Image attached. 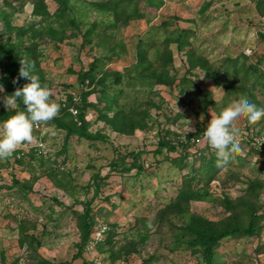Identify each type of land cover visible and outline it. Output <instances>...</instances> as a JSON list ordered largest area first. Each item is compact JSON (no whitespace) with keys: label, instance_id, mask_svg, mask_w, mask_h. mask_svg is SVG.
I'll return each instance as SVG.
<instances>
[{"label":"rangeland","instance_id":"1","mask_svg":"<svg viewBox=\"0 0 264 264\" xmlns=\"http://www.w3.org/2000/svg\"><path fill=\"white\" fill-rule=\"evenodd\" d=\"M19 1H12L13 7L4 6L11 13L12 24L37 27L41 18L31 13V3L25 1L20 6ZM92 1L98 0L70 2L73 11L68 12L69 16L83 21L80 31L64 25L67 37L61 42L47 36L35 39L41 68L52 83L51 100L60 104L67 95L77 100L81 88L86 86V82L80 83L78 74L90 70L98 78L106 71L109 74L106 91L117 94L119 104L125 109H146L147 127L135 129L131 134L119 133L97 120V112L88 108L85 118L90 122L89 131L102 137L88 140L69 137L64 147L65 132L50 121L34 127L31 143L22 144L16 150L20 152L15 151L6 160H0V264H32L41 258L55 263L91 264L83 257L72 259L77 251L75 244L80 239L73 211L80 212L82 202L91 197L95 221L116 226L117 243L113 250L147 236L139 245V252L122 254L114 261L108 253L99 252L104 264H203L185 245L175 242L178 228L189 213L212 221L223 220L230 213L225 209V202H221V196L237 202L251 183L262 184L254 194L256 199L254 196L251 199H255L254 206H261L264 211V164L254 161L250 151L241 149L239 157L221 168L208 186L210 195L218 199L190 201L189 212L168 213L160 221V210L168 205L181 183V176L188 170L179 171L172 161L179 150L154 151L161 133L169 131L184 136L191 128L196 131L199 125L207 128L212 113L219 115L222 109L242 98L251 101L250 92L258 103L255 105L264 107V79L262 85L250 87L249 93L234 94L230 90L228 93L201 67L190 68L185 52L203 54L217 66L226 56L243 61L244 54L249 57L247 64L264 68V39L261 37L264 13L256 8L255 0H163L157 9H149L141 0L144 18L126 24L120 21L111 27L112 16L93 9L89 4ZM45 2L48 10L55 12L56 3ZM3 3L0 0L1 8ZM206 3L208 6L202 12L201 7ZM94 21V30L84 37ZM164 21L166 25L162 24ZM52 25L59 28L56 22ZM184 29L191 30L187 37L189 45L182 51L177 50L176 42L168 46L172 61L167 73L174 77V82L150 85L140 79L137 74L145 64H139L138 51L149 48L148 57L153 60L156 52L159 56L163 50L168 33L176 37ZM0 41L16 43L20 52L32 42L28 36L18 38L14 34L0 35ZM157 62L158 59L154 64ZM116 77L120 80L118 83H114ZM181 78L188 79L186 84L180 83ZM92 87L94 85L87 89L92 90ZM196 88L209 91L213 104L205 106L201 101L204 95ZM4 95L5 92H0V97ZM87 100L100 106L98 89ZM3 107L0 102V109ZM68 110L73 115L76 112L71 107ZM238 126L264 131V119L249 125L242 118ZM203 143L189 149L186 158L189 164L199 166L200 157L195 152ZM130 152L139 154L138 160L143 166L140 170L134 167L122 171L132 162L131 156H127ZM123 155H126L124 163L119 161ZM208 157L206 154L205 158ZM19 158L21 161H17ZM115 161L118 170L111 168ZM22 229L27 231V237L21 233ZM212 262L264 264V219L254 236L221 240Z\"/></svg>","mask_w":264,"mask_h":264},{"label":"trees","instance_id":"2","mask_svg":"<svg viewBox=\"0 0 264 264\" xmlns=\"http://www.w3.org/2000/svg\"><path fill=\"white\" fill-rule=\"evenodd\" d=\"M12 1L15 0H3V8L0 7V21L2 24L0 35L14 34L18 38L28 36L32 42L27 46H24L23 50L20 52L16 43L0 41V85L3 86L6 95H11L17 87H22L25 83L29 82L25 78H20L18 84L13 83V80L18 77L20 60L23 58L30 64L35 65L34 72L39 76L40 83L42 85L46 84L50 89L52 83L47 80L41 68L40 57L36 52L38 44L35 42V39H41L47 36L55 42H61L67 37L64 35V25L74 27L80 31L79 25L81 23L83 24V21L80 18L76 19L73 16H69L68 12L73 11V6L70 4L71 0H53L57 5L56 10L53 13L48 10L45 0H20V6H23L25 1L31 3V13L34 16L40 17L41 21L37 27L33 24L28 27L17 26L12 24L11 13L4 8V6L13 7ZM140 1L141 0H98L92 1L89 4L93 9L98 10V12L111 15L112 21L109 25L115 27L120 21L126 24L132 20L145 17V11L141 9ZM144 2L149 9H157L163 4V0H144ZM255 5L256 8H261V12L264 13V0H255ZM207 6L208 3L203 5L201 11L203 12ZM55 22L58 23L59 28L53 27L52 24ZM166 23L167 22L164 21L162 24L166 25ZM95 24V21L92 22V27H89L85 31L84 37L91 34V31L95 28ZM190 31L185 29L181 30L176 37H173L172 33H168L167 38L163 43V50L159 52V56H157L156 52L153 60L148 57L149 48L139 50V64H145V66L142 71L137 74L138 77L147 80L150 85L172 84L174 82V77L169 76L167 73V67L172 61L171 52L168 50V46L170 42H176L177 50H184V47L189 45L187 37L189 36ZM261 37L264 39V34L261 35ZM185 52H187V61L190 68H194L195 66L201 67L210 74L216 84L223 85L228 93L231 91L234 94L236 92L246 94L251 91L250 87L254 84L262 85L261 80L264 79V68H260L259 65L253 66L252 64H247V60L249 59L247 55L242 54L244 60L240 62L237 58L226 56L223 59L222 64L217 66L214 62L207 60L206 56L203 54L197 55L192 50H186ZM155 59H158L156 64H154L156 62ZM108 75V72L106 73L105 71L104 74L95 78L90 70L82 73L80 72L78 74L80 83L83 85L86 82V86L80 90V97L77 100H73V96L67 95L65 102H59V115L51 120L50 123L65 132V143L63 147L66 146V141L69 137H77V140H88L102 137L99 134H93L89 131L88 127L90 122L85 118L88 108H92L97 112V120L103 121L112 130L119 133L131 134L135 129H144L147 127V118H145L147 115L146 109L144 111H138L136 108L125 109L119 104L117 94H110L106 91V79ZM119 81L120 80H118L117 77L114 79V83H118ZM187 81V78H181L180 83L186 84ZM248 84L251 85L247 86ZM91 85H94V87H92V90H88L87 87H91ZM96 89L100 92V100L98 102L99 104L101 103L100 106L97 103L89 102L87 100ZM197 90L204 95V99L201 101L205 106L213 104V101L209 96V91ZM249 99L253 104H258L252 92L249 93ZM149 106L150 105H148L147 108H149ZM69 107L76 110L74 115L68 110ZM3 108L0 109V125L17 112H26L22 100L19 99L15 109L8 110ZM110 112L112 114L109 116ZM205 130V125H199L195 132L190 131L184 136H180L177 133L170 134L169 131H165L161 134L159 133L157 148L154 152L161 153L162 149H165L167 152L179 150L177 156L172 158V161L179 171L184 169L188 171L181 176V183L179 184L175 195L170 199L168 205L160 210L158 220L162 221L168 213L184 215L189 212L188 208L190 201H215L218 199L210 195L208 190L210 182L215 179L221 169L216 167L217 157L215 152L206 143H203L195 152V155H199L200 157L199 166L196 167L193 163L189 164V162L186 161V158L189 156V149L197 144ZM257 133L261 134L264 133V131L258 130ZM34 154L35 153H33V155ZM206 154L209 156L207 159L205 158ZM239 154H237L234 159L239 157ZM127 156H131L132 162L130 163V166L123 167L122 171H129L134 167L138 170L142 168L143 165L140 164L138 160V153L130 152ZM125 157L126 155L121 156L119 161L124 163ZM20 158L17 159V161H21ZM117 166L118 163L116 161L112 162V169L118 170ZM95 177L97 176L95 175ZM261 185L262 184H259V182H257V184H249L245 194L238 198L237 202H231L227 196L222 195L221 202H225V209L227 213L230 214L221 221H212L198 214L189 213L186 216L185 222L178 228L175 242L178 245H185L192 254L196 255L197 259L199 258L202 260L203 264H212V259L221 240H238L243 237L254 236L256 233L258 225L264 219V211L261 209V206L258 207L253 204L256 199L254 194L262 187ZM162 191L163 190L160 192ZM253 196L255 199H251ZM92 200L93 197L82 202L83 208L80 212L73 211L77 218L76 222L80 232V239L79 242L75 244L77 251L72 256V259L79 257H83L86 260L88 259L84 253V245L91 238L95 226L99 223L95 221V216L93 215L91 207ZM22 225L23 224H21V228L24 227ZM106 225L108 226L106 234L96 245L97 253H108V257L114 261L115 259L122 257V254L128 255L131 251H140L139 245L143 243L147 236L143 235L137 242L129 241L122 244L117 250H113L117 243V229L113 224ZM21 233L25 237L28 236L27 231H24L23 229ZM30 236L33 237L32 235ZM177 244L175 246H178ZM102 263L104 264L103 259ZM32 264H69V262L55 263L41 258Z\"/></svg>","mask_w":264,"mask_h":264},{"label":"clouds","instance_id":"3","mask_svg":"<svg viewBox=\"0 0 264 264\" xmlns=\"http://www.w3.org/2000/svg\"><path fill=\"white\" fill-rule=\"evenodd\" d=\"M34 68V64L21 58L19 74L13 83L18 84L20 78L29 82L17 87L13 94L0 97V102L8 110L16 108L18 99L22 100L26 109V112H17L0 125V160L9 158L22 144L31 143L34 127L46 124L59 115L60 105L51 100V91L46 84L40 83ZM0 92H4L2 85ZM242 118L249 125H255L264 119V107L258 108L247 98H242L222 109L219 115L212 113V118L203 132V139L216 154L217 168L227 166L241 152V130L238 125ZM190 131L195 129L191 128ZM257 143L260 146L264 144V138L258 139ZM148 227H152L151 222Z\"/></svg>","mask_w":264,"mask_h":264},{"label":"built area","instance_id":"4","mask_svg":"<svg viewBox=\"0 0 264 264\" xmlns=\"http://www.w3.org/2000/svg\"><path fill=\"white\" fill-rule=\"evenodd\" d=\"M240 130L241 135L239 139L241 149L250 151L254 161L264 164V144L260 146L257 143L258 139L264 138V133L258 134L251 127H240ZM201 141H204L203 136L197 144ZM204 143L206 142L204 141ZM107 229L108 226L105 223H98L91 234V238L84 245V253L91 264H103L100 255L97 253L96 245L104 238Z\"/></svg>","mask_w":264,"mask_h":264}]
</instances>
